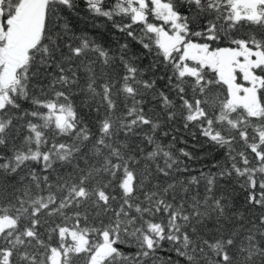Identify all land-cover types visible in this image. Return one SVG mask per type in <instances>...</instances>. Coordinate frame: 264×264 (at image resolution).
Masks as SVG:
<instances>
[{"label":"snow or ice","instance_id":"obj_1","mask_svg":"<svg viewBox=\"0 0 264 264\" xmlns=\"http://www.w3.org/2000/svg\"><path fill=\"white\" fill-rule=\"evenodd\" d=\"M82 3L0 0V264H264V0Z\"/></svg>","mask_w":264,"mask_h":264},{"label":"trees","instance_id":"obj_2","mask_svg":"<svg viewBox=\"0 0 264 264\" xmlns=\"http://www.w3.org/2000/svg\"><path fill=\"white\" fill-rule=\"evenodd\" d=\"M80 7L83 8L82 0H79ZM77 29L85 28V25L80 22L77 18L72 17L70 21ZM181 138L184 140H187V143H182ZM169 138L165 139V143H167ZM193 144H195V141L191 139V136L185 132H180L177 134V140L175 143V149L178 150L179 148H186L187 150L193 152L196 156L202 157V159L196 160L191 162L192 167L198 169L201 165H207V167H210L212 163L216 162V160H222L221 156L216 155V153H211V150L207 148V146L201 148V147H193ZM211 153V154H208ZM207 170V168H205Z\"/></svg>","mask_w":264,"mask_h":264}]
</instances>
